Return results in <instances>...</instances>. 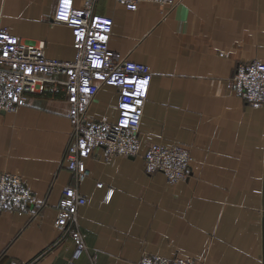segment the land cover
Returning <instances> with one entry per match:
<instances>
[{
  "label": "crops",
  "instance_id": "0c3cea01",
  "mask_svg": "<svg viewBox=\"0 0 264 264\" xmlns=\"http://www.w3.org/2000/svg\"><path fill=\"white\" fill-rule=\"evenodd\" d=\"M57 1L0 0L2 23L22 43L43 42L48 59L71 61L73 33L54 21ZM95 11L114 20L110 48L152 72L141 155L106 162L99 149L79 184L64 161L72 123L63 85L0 110V174L20 176L44 203L33 216L0 212V264L65 263L73 240L54 243L68 186L87 199L79 210L87 250L78 264H136L143 254L264 264V106L251 107L228 87L237 64L264 63V0L145 2L136 11L99 0ZM118 99L116 88L103 87L90 115L115 122ZM151 144L189 148V178L172 183L146 173Z\"/></svg>",
  "mask_w": 264,
  "mask_h": 264
},
{
  "label": "built area",
  "instance_id": "2783aa9c",
  "mask_svg": "<svg viewBox=\"0 0 264 264\" xmlns=\"http://www.w3.org/2000/svg\"><path fill=\"white\" fill-rule=\"evenodd\" d=\"M99 0H86L77 7L69 0L65 9L58 0L54 21L68 25L73 33L75 57L71 61L48 59L44 43H22L2 23L0 14V110L15 111L26 104L27 95L56 91L64 86L68 95L71 139L64 154L69 170L77 182H84L90 171L86 159L104 150L105 161L115 156L141 155V123L152 83V72L145 64L123 58L109 46L114 20L95 11ZM130 11L152 2L173 6L174 0H116ZM67 16L62 19L61 15ZM104 37L105 39H101ZM30 70V71H29ZM147 83L141 87V82ZM118 90V118L115 122L97 120L90 115V104L103 87ZM229 89L253 108L264 106V63L258 60L239 63L228 80ZM148 174L163 173L169 182L189 178L192 172L190 149L173 145H148L143 154ZM87 199L75 187H65L59 203L54 244L71 238L75 249L64 264H78L87 250L85 235L79 227V210ZM44 203L29 189L22 178L11 173L0 174V212L37 214ZM136 264H201L188 256L164 257L143 254ZM205 264V263H202Z\"/></svg>",
  "mask_w": 264,
  "mask_h": 264
},
{
  "label": "snow or ice",
  "instance_id": "6c2138e0",
  "mask_svg": "<svg viewBox=\"0 0 264 264\" xmlns=\"http://www.w3.org/2000/svg\"><path fill=\"white\" fill-rule=\"evenodd\" d=\"M63 3H64V7H65V9L68 7V5H69V0H63ZM61 18L62 19H67V16L66 15H64V14H62L61 15ZM101 39H105L104 37H101ZM30 71V70H29ZM147 82L146 81H143V82H141V87L143 88V85L144 84H146Z\"/></svg>",
  "mask_w": 264,
  "mask_h": 264
}]
</instances>
